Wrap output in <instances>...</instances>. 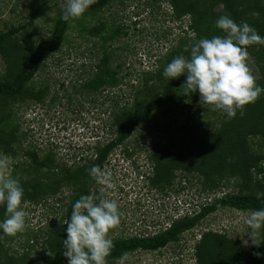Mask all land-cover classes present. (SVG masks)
I'll use <instances>...</instances> for the list:
<instances>
[{
	"label": "rangeland",
	"instance_id": "obj_1",
	"mask_svg": "<svg viewBox=\"0 0 264 264\" xmlns=\"http://www.w3.org/2000/svg\"><path fill=\"white\" fill-rule=\"evenodd\" d=\"M239 1H243L239 8L247 11L242 12L243 17H254L258 12L264 15V0ZM181 2L111 0L102 8L86 11L67 23L59 47L39 60L37 70L23 87L24 95L0 97V135L14 137L8 152L0 149V158H7L11 176L21 185L26 181L44 184L37 198H23L26 230L15 236L0 230V262L60 261L57 235L80 181L75 174L63 178L59 168L85 171L97 147L116 136L115 121L123 115L131 116L137 106L159 95L169 80L163 75L167 64L179 55H190V49L184 51L185 46L199 39L188 27L191 14L181 12ZM65 4L66 0H42L30 19L28 0H0V32L20 27L10 39L29 51L48 37L54 17ZM207 6L208 0H199V7ZM221 8L216 4L212 11ZM170 52L173 57L167 60ZM3 54L0 50V80L7 69ZM101 59L114 71L116 82L91 89L84 82L95 75ZM248 66L254 77H259L251 58ZM181 86L173 90L171 105L152 111L108 152L101 168L111 172L113 187L95 181L89 190V194H99L104 188L120 206L123 216L120 225L109 233L112 240L159 233L222 193H257L264 189V133L245 138L247 151L258 157L261 172L251 168L245 179L226 176L219 180L213 174L205 180L199 172L173 169L167 182L157 181L154 156L176 153L182 146L194 148L219 124L220 112L212 105L201 104L198 90L183 95ZM35 93H39L38 98ZM32 154L47 159L49 164L34 168ZM59 178L62 180L56 184ZM250 212L219 208L183 231L177 241L154 251H125L108 264H120L121 257L124 264H196L195 245L201 233L208 230L236 240L240 249H255L245 223ZM5 218L6 206L1 205L0 221ZM47 250L53 251L55 258L49 257Z\"/></svg>",
	"mask_w": 264,
	"mask_h": 264
},
{
	"label": "trees",
	"instance_id": "obj_2",
	"mask_svg": "<svg viewBox=\"0 0 264 264\" xmlns=\"http://www.w3.org/2000/svg\"><path fill=\"white\" fill-rule=\"evenodd\" d=\"M28 1L30 19H33L36 14L35 6L42 0ZM109 1L111 0H96V3L91 5L87 12L102 8ZM216 4H221L222 8L214 13L212 8ZM242 4L243 1L239 0H208L207 8H201L199 7V0H182L180 10L191 14L188 27L194 31L195 38L199 40L225 35L223 30L216 27V21L224 15H229L237 24L247 22L257 30L259 35L264 37V15L262 16L261 12H258L259 14L254 17H248L247 14L243 17L242 12L245 9L239 8ZM63 10L64 8L54 17L48 37L39 40L29 51H25L20 44L10 39L11 35L17 32L20 27H13L5 32H0V50L4 53L2 57L7 68L3 79L0 80V97L20 98L21 95H24L23 87L37 70L39 60L46 52L55 51L59 47L67 23L70 21L65 22L61 19ZM248 51L258 70L259 77H255L257 86L264 88V45L248 46ZM173 54L170 52L165 58L168 60V58L173 57ZM97 67L95 75L84 82V85L96 89L100 86H111L116 82L114 71L107 66L103 59L99 61ZM185 82L186 75L169 79L163 84L159 95L145 104L137 106L131 116L123 115L118 118L114 123L117 127L116 136L101 147H97L94 159L85 171L78 167L73 171L65 166L59 168V171L64 174L63 178L69 179L75 174L74 178H78L80 181L77 190L67 204L64 221L70 220L74 203L82 195L89 194V190L95 182L90 177L88 170L96 165L102 167L108 152L128 137L133 128L147 119L152 111L171 105L173 90ZM33 96L38 98L39 93H35ZM216 111L220 112L219 124L206 140H201L199 145L194 148L182 146L176 153H162L153 157L157 181L167 182L173 169L199 172L205 180H208L213 174L219 180L226 176L245 179L244 176L249 177L248 173L251 168H254L255 172H261V166L257 165L258 157L247 151L245 138L252 134L264 133V93H261L255 103L244 107L243 116L238 110L235 118L228 119L226 113L221 110ZM13 139L12 134L0 135V149L3 152H8ZM30 159L34 168L35 166L47 165L50 162L33 154ZM78 172L79 174H77ZM61 180L59 178L55 183L58 184ZM257 182V180L254 181L256 184ZM27 183L28 181L22 185L25 190L24 197L37 198L44 184L35 181ZM47 189L53 190L50 185ZM259 192L264 193V189L259 190ZM257 193L255 191L225 192L202 203L192 214L174 220L159 233L150 236L115 239L113 240L115 247L107 260L110 262L112 259L120 257L125 251H153L169 242H175L183 231L194 227L209 213L222 207L251 211L262 209L264 208V196L257 198ZM64 221L57 235V252L60 256V261L57 264H68L67 258L63 255V240L67 238V224H64ZM258 244L259 246L255 249H240L236 240L228 238L224 234L209 230L204 231L195 245L196 264H264V227L259 230ZM255 252L261 253L262 256L258 258L253 255ZM0 264L7 263L0 262Z\"/></svg>",
	"mask_w": 264,
	"mask_h": 264
},
{
	"label": "clouds",
	"instance_id": "obj_3",
	"mask_svg": "<svg viewBox=\"0 0 264 264\" xmlns=\"http://www.w3.org/2000/svg\"><path fill=\"white\" fill-rule=\"evenodd\" d=\"M96 0H66L61 19L65 22L81 18ZM216 27L225 35L202 38L185 46L190 56L175 57L164 69L163 75L169 79L186 75L181 86L183 95L198 90L200 103L212 105L214 109L226 113L228 119L235 118L237 111L244 115L246 105L255 103L264 88L257 86L248 61V46L264 45V37L247 22L237 24L229 15L221 16ZM90 177L98 184L113 187L112 174L100 166L88 170ZM24 188L18 179L11 176L9 161L0 158V205H6V218L0 221L4 235L15 236L26 230V213L22 207ZM257 198L264 196L258 192ZM123 213L115 199H110L104 191L99 194L82 195L73 205L67 224V238L63 240V255L68 264H108L115 245L109 233L120 225ZM249 226L252 243L257 247L256 233L264 227V208L252 210L245 220ZM245 245L248 244L244 240ZM49 257L55 253L47 250ZM253 255L258 258L261 253ZM120 264H124L121 257Z\"/></svg>",
	"mask_w": 264,
	"mask_h": 264
},
{
	"label": "built area",
	"instance_id": "obj_4",
	"mask_svg": "<svg viewBox=\"0 0 264 264\" xmlns=\"http://www.w3.org/2000/svg\"><path fill=\"white\" fill-rule=\"evenodd\" d=\"M154 251V250H153Z\"/></svg>",
	"mask_w": 264,
	"mask_h": 264
}]
</instances>
